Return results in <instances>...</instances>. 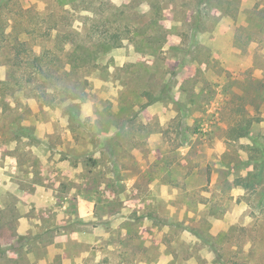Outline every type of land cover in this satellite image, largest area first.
I'll use <instances>...</instances> for the list:
<instances>
[{"label": "rangeland", "instance_id": "obj_1", "mask_svg": "<svg viewBox=\"0 0 264 264\" xmlns=\"http://www.w3.org/2000/svg\"><path fill=\"white\" fill-rule=\"evenodd\" d=\"M0 150V264H264V0H0Z\"/></svg>", "mask_w": 264, "mask_h": 264}, {"label": "crops", "instance_id": "obj_2", "mask_svg": "<svg viewBox=\"0 0 264 264\" xmlns=\"http://www.w3.org/2000/svg\"><path fill=\"white\" fill-rule=\"evenodd\" d=\"M1 152V150H0ZM7 160L6 161H3L1 160L0 158V197L1 195L4 193V192H1V191H4L3 189L8 185V182L4 181V177L2 176V173L5 171V169H7L9 163H14L15 161L18 162V159L19 158H6ZM22 161V160H21ZM14 171L16 170V172L18 171V167H17V164H14ZM31 170V169H30ZM30 173V172H29ZM31 174V173H30ZM16 183V182H15ZM19 183V186H20V182ZM17 183V184H18ZM20 188V187H19ZM1 202V201H0ZM0 207L1 204H0Z\"/></svg>", "mask_w": 264, "mask_h": 264}, {"label": "trees", "instance_id": "obj_3", "mask_svg": "<svg viewBox=\"0 0 264 264\" xmlns=\"http://www.w3.org/2000/svg\"><path fill=\"white\" fill-rule=\"evenodd\" d=\"M259 11H263V8H262V9H260Z\"/></svg>", "mask_w": 264, "mask_h": 264}]
</instances>
